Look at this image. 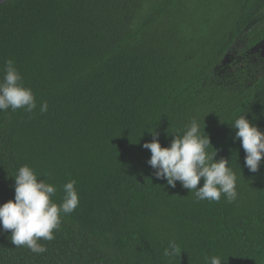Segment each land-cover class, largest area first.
I'll use <instances>...</instances> for the list:
<instances>
[{
    "label": "trees",
    "instance_id": "1",
    "mask_svg": "<svg viewBox=\"0 0 264 264\" xmlns=\"http://www.w3.org/2000/svg\"><path fill=\"white\" fill-rule=\"evenodd\" d=\"M9 59L37 107L0 111V205L24 165L57 204L75 180L80 202L41 254L0 227V264H264V158L244 167L231 128L243 114L264 132V0H12L0 81ZM192 120L236 174L231 203L198 200L147 163L150 132L167 147Z\"/></svg>",
    "mask_w": 264,
    "mask_h": 264
},
{
    "label": "clouds",
    "instance_id": "2",
    "mask_svg": "<svg viewBox=\"0 0 264 264\" xmlns=\"http://www.w3.org/2000/svg\"><path fill=\"white\" fill-rule=\"evenodd\" d=\"M37 104L31 88L22 83V76L14 62H5L4 76L0 81V111L11 108L24 109L31 113ZM48 110L47 102L40 105V111ZM231 128L235 130L234 140L241 142L245 151L244 167L255 173L259 170L264 158V132L240 115ZM152 141L143 144L150 150L147 163L155 170L157 179L166 180L167 185L175 187L179 181L183 188L194 193L198 200L219 202L222 194L229 203L236 199V174L228 166L229 160H216L217 150L207 151L211 144L208 134L201 131L196 120H192L182 135H174L167 147H162L158 134L150 132ZM213 147V146H212ZM14 178V200L0 205V227L11 230V242L15 247L26 246L31 252L41 254L46 247L38 243L55 239L54 230L61 223V214H71L79 205L75 188L76 181L71 180L63 185V197L60 204L54 203L52 197L56 187L45 180H38L35 171L27 165L18 169ZM203 178V185L197 187ZM178 251L174 242H169L165 256ZM205 264H222L219 256L205 257Z\"/></svg>",
    "mask_w": 264,
    "mask_h": 264
},
{
    "label": "water",
    "instance_id": "3",
    "mask_svg": "<svg viewBox=\"0 0 264 264\" xmlns=\"http://www.w3.org/2000/svg\"><path fill=\"white\" fill-rule=\"evenodd\" d=\"M8 1H12V0H0V5L6 3V2H8Z\"/></svg>",
    "mask_w": 264,
    "mask_h": 264
}]
</instances>
